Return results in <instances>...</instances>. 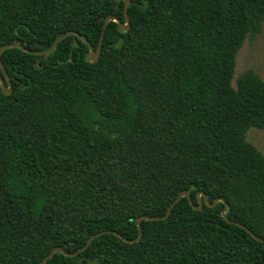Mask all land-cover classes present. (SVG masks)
<instances>
[{"label": "trees", "instance_id": "16d2710c", "mask_svg": "<svg viewBox=\"0 0 264 264\" xmlns=\"http://www.w3.org/2000/svg\"><path fill=\"white\" fill-rule=\"evenodd\" d=\"M130 1L0 0V264H264V0Z\"/></svg>", "mask_w": 264, "mask_h": 264}, {"label": "water", "instance_id": "95a60500", "mask_svg": "<svg viewBox=\"0 0 264 264\" xmlns=\"http://www.w3.org/2000/svg\"><path fill=\"white\" fill-rule=\"evenodd\" d=\"M131 1L130 0H125V8H124V11H125V18H126V21H122L120 18L112 15L110 17H108L105 21V24H104V27H103V32H102V35H101V40H100V44L98 46V49L95 50L93 44L86 38V36H84L82 33H79L75 30H71L65 34H63L62 36L58 37L56 40H55V43L54 45L52 46L51 49L49 50H43V51H35L36 53L38 54H50L52 53L56 47H57V44L62 41L63 39H65L68 35L70 34H77L78 36H80L82 39H84L89 47H90V52H89V59L92 61V62H96L98 61V59L100 58L101 56V52H102V48H103V42H104V37H105V32H106V29L110 23V21H116L118 22L119 26H120V29L122 31H129V29L131 28V20H130V16L128 14V7L130 5ZM11 47H19V48H22L24 50H28L26 49L23 45H21L20 43H13V44H7V45H4L1 47L0 49V65L1 67L3 68V70L5 71L6 73V70H5V67H4V64L2 62V53L4 50L8 49V48H11ZM0 82H1V85H2V89L3 91L6 93V94H10L12 92V84L10 82L9 85L6 84L4 78L2 77V75H0ZM202 195H204L205 197V202L211 206H215L218 202H223L225 203V208L223 209L222 211V214L225 218H227L229 221L233 222V223H236L238 225H240L241 227L245 228L246 230H248L256 239L258 240H264L262 237H260L259 235H257L256 233H254L252 230H250L246 225L240 223V222H237V221H234V220H231L227 217V212L230 208V205L229 203L225 200V198H217L215 199L213 202H210L209 201V198L208 196L204 193V192H200L199 195H198V198L200 200V207L199 208H202L203 207V204L204 202L202 201L201 197ZM183 197H190V192L189 191H183L180 193V195L177 197V199L172 203V205L170 206V208L168 209L167 213L163 216H142L138 219V225H139V236L136 238V239H127V238H124L125 241H129V242H136V241H139L142 236H143V228H142V225H141V221L143 219H146V220H158V219H166L173 207L176 205V203ZM111 232H114L116 234H118L119 236L123 237L121 234H119L118 232L116 231H111ZM103 232H98L94 235H92L88 241V243L85 245V247H83L82 250H85L88 248V246L90 245L91 241L98 235L102 234ZM57 252H62V253H65L67 255H76L78 254L79 252H74V253H69V252H66L64 248L60 247V246H57L55 247L51 253L49 255H47L39 264H45L46 262H48L49 259H51Z\"/></svg>", "mask_w": 264, "mask_h": 264}, {"label": "rangeland", "instance_id": "374dc122", "mask_svg": "<svg viewBox=\"0 0 264 264\" xmlns=\"http://www.w3.org/2000/svg\"><path fill=\"white\" fill-rule=\"evenodd\" d=\"M254 69L264 78V29L255 38H248L240 49L237 57L234 85L237 77L247 69ZM248 140L264 151V129L251 128Z\"/></svg>", "mask_w": 264, "mask_h": 264}]
</instances>
